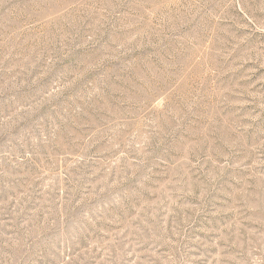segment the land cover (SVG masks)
Masks as SVG:
<instances>
[{"label":"rangeland","instance_id":"rangeland-1","mask_svg":"<svg viewBox=\"0 0 264 264\" xmlns=\"http://www.w3.org/2000/svg\"><path fill=\"white\" fill-rule=\"evenodd\" d=\"M0 264H264V0H0Z\"/></svg>","mask_w":264,"mask_h":264}]
</instances>
